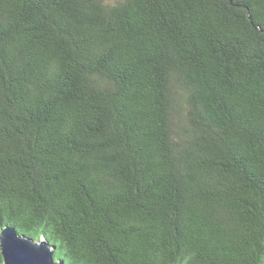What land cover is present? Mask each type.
<instances>
[{
	"label": "trees",
	"instance_id": "16d2710c",
	"mask_svg": "<svg viewBox=\"0 0 264 264\" xmlns=\"http://www.w3.org/2000/svg\"><path fill=\"white\" fill-rule=\"evenodd\" d=\"M5 228L62 264H264V0H0Z\"/></svg>",
	"mask_w": 264,
	"mask_h": 264
},
{
	"label": "water",
	"instance_id": "95a60500",
	"mask_svg": "<svg viewBox=\"0 0 264 264\" xmlns=\"http://www.w3.org/2000/svg\"><path fill=\"white\" fill-rule=\"evenodd\" d=\"M0 250L3 264H62L54 262V249L49 250L46 242L20 237L12 228L2 230Z\"/></svg>",
	"mask_w": 264,
	"mask_h": 264
},
{
	"label": "bare ground",
	"instance_id": "6f19581e",
	"mask_svg": "<svg viewBox=\"0 0 264 264\" xmlns=\"http://www.w3.org/2000/svg\"><path fill=\"white\" fill-rule=\"evenodd\" d=\"M21 237V236H20ZM26 238V237H25ZM35 242V241H34ZM45 242V241H44ZM37 243H41V241H39V242H37ZM47 246H48V244H47ZM48 248H49V246H48ZM49 250H52V248H49ZM52 254H53V252H52Z\"/></svg>",
	"mask_w": 264,
	"mask_h": 264
}]
</instances>
